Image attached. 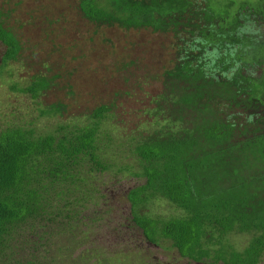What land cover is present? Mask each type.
I'll return each instance as SVG.
<instances>
[{
  "label": "trees",
  "instance_id": "1",
  "mask_svg": "<svg viewBox=\"0 0 264 264\" xmlns=\"http://www.w3.org/2000/svg\"><path fill=\"white\" fill-rule=\"evenodd\" d=\"M238 4L231 12L232 1L78 0L91 23L174 38V64L163 74L151 126L119 145L146 179L128 194L133 222L152 244L169 240L195 263L260 264L264 256V69L255 75L264 67L256 25L264 11ZM0 42L4 63L16 60L22 45L1 11ZM36 79L21 92L38 98L49 88ZM110 109L45 134L0 126V264H62L60 238L75 239L92 221L86 212L103 196L96 178L113 167ZM157 199L181 214H144ZM233 233L252 235L245 249L225 243Z\"/></svg>",
  "mask_w": 264,
  "mask_h": 264
},
{
  "label": "rangeland",
  "instance_id": "2",
  "mask_svg": "<svg viewBox=\"0 0 264 264\" xmlns=\"http://www.w3.org/2000/svg\"><path fill=\"white\" fill-rule=\"evenodd\" d=\"M219 1H232L231 12L245 1L264 11L261 0ZM0 11L22 45L18 58L5 64L6 47L0 42V126L17 124L45 134L62 124L86 123L103 105L111 108L105 129L114 137L113 167L96 178L103 196L86 212L92 221L75 231V239L60 238L62 264H205L181 257L169 240L152 244L135 225L128 194L146 179L136 176L138 166L119 145L134 130L151 126L163 74L174 64L172 34L91 23L78 0H0ZM256 25L264 33V21ZM38 77L49 82L46 91L38 98L21 92ZM54 106L59 113L42 114ZM143 213L181 214L164 199L148 203ZM251 239V234L233 233L225 243L241 251Z\"/></svg>",
  "mask_w": 264,
  "mask_h": 264
}]
</instances>
